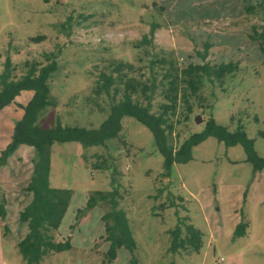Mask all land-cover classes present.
<instances>
[{
    "label": "rangeland",
    "instance_id": "rangeland-1",
    "mask_svg": "<svg viewBox=\"0 0 264 264\" xmlns=\"http://www.w3.org/2000/svg\"><path fill=\"white\" fill-rule=\"evenodd\" d=\"M153 24L151 43H141ZM263 26L264 0H0V72L6 57L19 77L25 62L46 65L43 53H53L58 66L48 86L55 108L44 111L40 125L49 127L58 117L64 127L94 129L129 81L136 86L133 98L143 103L141 87L156 79L145 95L158 114L169 63L181 69L200 64L195 52L209 44L206 62L237 63L238 70L221 83L204 79L195 96L178 99L168 119L169 144L177 148L201 133L211 117L229 133L241 127L252 151L264 159V58L247 36ZM101 74L114 79L109 96L95 91ZM31 97L21 92L14 110ZM12 106L0 112L2 134L15 113ZM120 125L118 136L101 147L52 143L50 187L69 192L52 235L59 242L69 237L71 249L49 254L40 264H264V167L256 170L240 145L228 148L207 137L192 148V160L173 165L164 177L151 132L130 117ZM18 148L0 168L6 212L0 219V264H25L17 243L27 227L18 214L31 199L24 189L36 153L24 144ZM113 188L136 248L132 255L120 248L108 262L101 217L110 207L84 210L90 194ZM240 221L247 224L246 235L235 237ZM177 225L181 237L186 225L201 232L198 251L170 250Z\"/></svg>",
    "mask_w": 264,
    "mask_h": 264
},
{
    "label": "trees",
    "instance_id": "trees-1",
    "mask_svg": "<svg viewBox=\"0 0 264 264\" xmlns=\"http://www.w3.org/2000/svg\"><path fill=\"white\" fill-rule=\"evenodd\" d=\"M244 9L247 12L253 10L251 6ZM155 28L156 26L153 24L141 43H151ZM247 36L251 42L257 44V48L264 58V26L259 31L253 30L252 34ZM42 38L38 37L35 40ZM210 47L209 44H206L202 52H195L196 56L201 59L200 64L189 63L181 69L174 63H169V68L163 74L161 82L165 104L159 106L158 114L151 111L152 97L145 95L146 91L156 87V79L153 78L149 86L141 87V94L145 97L143 103L133 98L136 86L129 81L124 86L120 101L109 106L107 118L94 129L64 127L60 124L58 117H55L54 124L49 127L40 125L44 111L55 108V102L50 98L48 86L58 66L53 53H43L46 65L25 62V71L19 77L13 75V64L8 57L5 58L0 72V110L13 104L21 92L32 93V97L26 105H17L23 110V115L20 120L15 122L10 142L0 152V168L6 164L7 159L20 145L29 146L36 153V158L32 161V175L24 189L26 193L30 194L31 199L24 210L18 214L19 221L26 224L28 229L23 240L17 243V252L25 264H40L49 254H59L71 249L69 237L59 242L55 241L52 235L58 229L69 196V192L50 187L51 145L54 142L61 144L76 142L83 148L101 147L118 136L121 131L122 119L130 117L151 132L154 146L163 157L162 175L164 177L171 175L173 165L184 164L192 160V148L207 137L223 142L228 148L240 145L248 157V162L252 163L256 170L264 167V159L258 158L252 151V142L247 139L241 127H238L235 132L229 133L225 127L217 125L211 117L201 133L190 135L177 148H173L169 144L170 124H168V119L174 114L178 99H184L186 93L195 96L204 79L221 83L226 75H232L238 70L237 63L222 62L212 66L206 62L205 58ZM100 81V84L95 87V91L109 96L114 79L110 75L101 74ZM117 198L116 188L109 192L95 191L87 197L84 210H90L101 203H107L110 207V210L101 217L105 229L104 239L109 242L106 253L108 262L115 259L120 248L128 250L130 255L136 248L126 218L127 215L125 211L118 209ZM4 204L2 193L0 196V219L3 222L6 213ZM246 228L247 224L240 221L236 225L234 236L246 235ZM4 231V233L9 231L6 226H4ZM185 231V236L181 237L179 225L175 227L170 247L172 252L186 247L195 251L199 250L201 232L189 225L185 226Z\"/></svg>",
    "mask_w": 264,
    "mask_h": 264
},
{
    "label": "crops",
    "instance_id": "crops-1",
    "mask_svg": "<svg viewBox=\"0 0 264 264\" xmlns=\"http://www.w3.org/2000/svg\"><path fill=\"white\" fill-rule=\"evenodd\" d=\"M11 105H13L12 106L13 108H11L13 110H11V111H13L15 113H13L11 115V120H8L9 124H6L5 123V124L2 125L4 127V134H2L3 132L0 131V152H1L2 149H4L7 146L8 142H9V139L11 138V131H12L14 122L20 120L21 117H22V115H23V110L21 108L18 107L17 108L18 110L16 111V110H14L15 109V105L14 104H11ZM6 109H8V108H6ZM3 110H5V107L0 112H2ZM21 147H22V145H20L18 149H22ZM3 188L5 189V186H4L3 183H1L0 184V190H1V192L4 191ZM27 232H28V229H27V231L25 230L23 232V235H26Z\"/></svg>",
    "mask_w": 264,
    "mask_h": 264
},
{
    "label": "water",
    "instance_id": "water-1",
    "mask_svg": "<svg viewBox=\"0 0 264 264\" xmlns=\"http://www.w3.org/2000/svg\"><path fill=\"white\" fill-rule=\"evenodd\" d=\"M195 122L198 124V123L200 122V119L197 117V118L195 119Z\"/></svg>",
    "mask_w": 264,
    "mask_h": 264
}]
</instances>
